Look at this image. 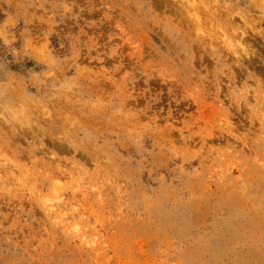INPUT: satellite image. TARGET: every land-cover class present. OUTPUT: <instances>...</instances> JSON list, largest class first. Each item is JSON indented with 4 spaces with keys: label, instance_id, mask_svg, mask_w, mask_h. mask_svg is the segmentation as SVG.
<instances>
[{
    "label": "rangeland",
    "instance_id": "rangeland-1",
    "mask_svg": "<svg viewBox=\"0 0 264 264\" xmlns=\"http://www.w3.org/2000/svg\"><path fill=\"white\" fill-rule=\"evenodd\" d=\"M0 264H264V0H0Z\"/></svg>",
    "mask_w": 264,
    "mask_h": 264
}]
</instances>
